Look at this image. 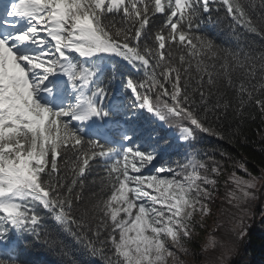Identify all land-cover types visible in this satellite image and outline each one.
<instances>
[{
	"label": "snow or ice",
	"instance_id": "6c2138e0",
	"mask_svg": "<svg viewBox=\"0 0 264 264\" xmlns=\"http://www.w3.org/2000/svg\"><path fill=\"white\" fill-rule=\"evenodd\" d=\"M249 35L264 0H0V264H230L264 167L200 145L264 140Z\"/></svg>",
	"mask_w": 264,
	"mask_h": 264
},
{
	"label": "trees",
	"instance_id": "16d2710c",
	"mask_svg": "<svg viewBox=\"0 0 264 264\" xmlns=\"http://www.w3.org/2000/svg\"><path fill=\"white\" fill-rule=\"evenodd\" d=\"M227 23L228 21H224L221 27L211 29L219 41H224L227 38ZM248 40L255 41L257 46L264 44V41L253 35H249ZM259 128V121L246 124L242 129L243 137H246V140H243L242 137L243 142L241 143L232 144L226 141H220L214 137H203L200 146H216L227 149L234 156L246 159L250 169L258 171L259 167H264V140H261L257 134V129ZM262 205H264V190H262L260 201L255 207L256 219L252 224L250 234L241 246L239 255L235 256L230 264H264V222L260 219ZM65 240L69 244L72 243L67 237H65ZM197 241L198 243H202L199 237ZM39 259L44 264L55 260L54 257H40Z\"/></svg>",
	"mask_w": 264,
	"mask_h": 264
},
{
	"label": "rangeland",
	"instance_id": "374dc122",
	"mask_svg": "<svg viewBox=\"0 0 264 264\" xmlns=\"http://www.w3.org/2000/svg\"><path fill=\"white\" fill-rule=\"evenodd\" d=\"M199 238L201 239V242H203V239H204V235L201 234V236H199ZM190 259V258H189Z\"/></svg>",
	"mask_w": 264,
	"mask_h": 264
}]
</instances>
